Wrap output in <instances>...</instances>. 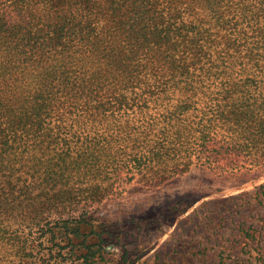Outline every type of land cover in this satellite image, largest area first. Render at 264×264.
<instances>
[{
	"label": "trees",
	"instance_id": "obj_1",
	"mask_svg": "<svg viewBox=\"0 0 264 264\" xmlns=\"http://www.w3.org/2000/svg\"><path fill=\"white\" fill-rule=\"evenodd\" d=\"M191 167L264 171V0H0L4 260L59 264L117 184Z\"/></svg>",
	"mask_w": 264,
	"mask_h": 264
},
{
	"label": "rangeland",
	"instance_id": "obj_2",
	"mask_svg": "<svg viewBox=\"0 0 264 264\" xmlns=\"http://www.w3.org/2000/svg\"><path fill=\"white\" fill-rule=\"evenodd\" d=\"M117 185L87 207L96 220L81 228L74 238L81 244L67 246L59 264H264V171L225 180L191 167L155 186L137 175ZM40 241L29 264L50 256L54 246ZM10 250L0 247V264H26L4 260Z\"/></svg>",
	"mask_w": 264,
	"mask_h": 264
}]
</instances>
